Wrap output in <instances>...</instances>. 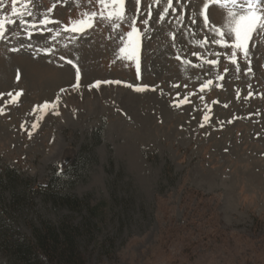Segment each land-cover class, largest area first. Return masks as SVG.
Returning a JSON list of instances; mask_svg holds the SVG:
<instances>
[{
    "label": "rangeland",
    "instance_id": "374dc122",
    "mask_svg": "<svg viewBox=\"0 0 264 264\" xmlns=\"http://www.w3.org/2000/svg\"><path fill=\"white\" fill-rule=\"evenodd\" d=\"M165 4L125 0L114 27L98 0H19L23 15L2 0L0 19L14 23L0 39V174L15 177L0 215L27 237L39 220L80 226L86 264H264V30L237 70L214 42L227 8L173 0L160 20ZM86 12L92 27L65 30ZM132 17L139 70L119 52ZM57 96L56 109L37 108Z\"/></svg>",
    "mask_w": 264,
    "mask_h": 264
},
{
    "label": "snow or ice",
    "instance_id": "6c2138e0",
    "mask_svg": "<svg viewBox=\"0 0 264 264\" xmlns=\"http://www.w3.org/2000/svg\"><path fill=\"white\" fill-rule=\"evenodd\" d=\"M19 0H11V11L13 15H23V13L19 12L17 9V3ZM28 3H31L32 0H27ZM161 0H154V3L160 4ZM213 3L219 4L221 7L227 8V21L222 28L215 29L216 34L220 37V39H216L214 42L216 44L221 45L225 48H231V63L237 65V70H239V65L237 63L238 53H242L244 58L250 62V51H249V42L253 38V34L257 33L260 30H264V8H261V0H245L244 4H240L239 0H212ZM98 3L102 5L103 11L99 13L101 19H107L109 21H116L114 23V27H119V21H123L125 17V0H98ZM137 4H139V0H137ZM0 6H2V0H0ZM27 5L25 4V7ZM208 8V3L204 5V12L201 15L204 16L205 25L208 23V16L206 15V10ZM169 9L175 10L173 8V0H166V4L163 7V11L159 14L160 20H164V18L169 14ZM51 11V9H49ZM27 15H31V13H27ZM97 12L84 13L83 18L73 21L72 27L70 29H65L73 31V32H82L85 28H89L93 26L95 19L97 18ZM149 17L151 16V11H149ZM14 23L12 20L5 21L4 19H0V39L4 38V34L6 31L5 23ZM51 21L45 17L41 23H50ZM195 23V20L192 21ZM24 23H27L24 21ZM144 24H148V20L143 21ZM35 28V25H33ZM131 30L127 33V41L123 47L119 49V52L123 55L124 58L129 60L136 61V67L139 70V58H138V41L140 36V29L136 27V18H131L130 24ZM29 38H31V33H28ZM230 41V43H229ZM68 63H72V61H68ZM207 63L216 65L218 61L209 60ZM227 71V70H225ZM248 71H251L249 68ZM219 79H223V77H218ZM76 84L73 85L74 88H79V70L77 69L76 75ZM103 83H121L120 81H104ZM101 82L97 81L94 85H90L89 87H100ZM212 84V81L209 80L206 84H204L201 88V91L204 88H207L208 85ZM131 87V85H129ZM136 91H144L145 88L137 87ZM63 91V90H62ZM22 93H17L18 97ZM3 95V94H0ZM10 97L11 93L8 94ZM251 96V93H249ZM239 98V95H238ZM187 99V98H185ZM60 97L57 96L56 100L49 103L45 102L43 105H38L37 108L41 110L43 114H46V111L51 109H56L59 105ZM16 98L13 97L12 100L8 101V103H15ZM226 106V105H225ZM3 110L0 109V112ZM54 114L59 115V112H54ZM41 115L39 119H42ZM207 119V116L205 117ZM38 126L37 123L32 125L33 128ZM29 137H31V132H29Z\"/></svg>",
    "mask_w": 264,
    "mask_h": 264
},
{
    "label": "trees",
    "instance_id": "16d2710c",
    "mask_svg": "<svg viewBox=\"0 0 264 264\" xmlns=\"http://www.w3.org/2000/svg\"><path fill=\"white\" fill-rule=\"evenodd\" d=\"M14 177L15 173L9 170L0 174V189L8 187ZM71 179L66 178V182ZM26 181L30 183L29 180ZM10 190L14 192L13 189ZM12 200L10 203L13 207L19 204L18 199ZM55 203H64L71 210L80 207L78 201L67 197L56 198ZM13 207L9 206V210L12 211ZM3 215L6 217V214ZM29 229V237L20 235L0 215V253L4 259L0 264H86L79 250L82 236L80 226L62 222L56 227L48 221L39 220L38 225L31 224Z\"/></svg>",
    "mask_w": 264,
    "mask_h": 264
},
{
    "label": "water",
    "instance_id": "95a60500",
    "mask_svg": "<svg viewBox=\"0 0 264 264\" xmlns=\"http://www.w3.org/2000/svg\"><path fill=\"white\" fill-rule=\"evenodd\" d=\"M73 156L70 153H67L63 156L61 160L62 167H67L72 162Z\"/></svg>",
    "mask_w": 264,
    "mask_h": 264
}]
</instances>
